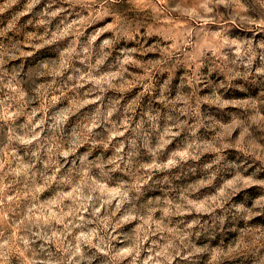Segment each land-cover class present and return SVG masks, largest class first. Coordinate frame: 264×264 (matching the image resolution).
Masks as SVG:
<instances>
[{
	"label": "clouds",
	"instance_id": "1",
	"mask_svg": "<svg viewBox=\"0 0 264 264\" xmlns=\"http://www.w3.org/2000/svg\"><path fill=\"white\" fill-rule=\"evenodd\" d=\"M9 15L0 264H264V0Z\"/></svg>",
	"mask_w": 264,
	"mask_h": 264
},
{
	"label": "rangeland",
	"instance_id": "2",
	"mask_svg": "<svg viewBox=\"0 0 264 264\" xmlns=\"http://www.w3.org/2000/svg\"><path fill=\"white\" fill-rule=\"evenodd\" d=\"M2 2H3V0H0V3H2ZM26 3H27V0H22V4H26ZM20 7H22V6H20ZM8 19H11V16L10 15L7 16V18H0V20L3 21V23H0V27H4L5 24L7 23V20Z\"/></svg>",
	"mask_w": 264,
	"mask_h": 264
}]
</instances>
